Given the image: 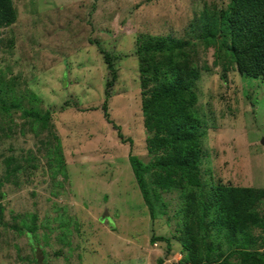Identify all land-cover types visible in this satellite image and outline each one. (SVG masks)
<instances>
[{"label":"rangeland","instance_id":"rangeland-1","mask_svg":"<svg viewBox=\"0 0 264 264\" xmlns=\"http://www.w3.org/2000/svg\"><path fill=\"white\" fill-rule=\"evenodd\" d=\"M12 1L16 19L0 27V80L11 92L7 103L15 98L23 108L0 107V264H182L185 223L196 228L202 256L220 261L240 249L215 228L189 224L184 194L205 200L215 183L264 189V79L241 74L225 59L214 63L213 48L203 50L196 38L201 12L228 0ZM141 34L196 44L190 57L201 70V183L159 190L154 218L128 160L132 152L151 164L162 154L147 150L136 57ZM98 45L118 69L107 106L119 129L101 108L108 71ZM23 109L50 110L51 133ZM50 142L63 154L59 172L47 156ZM155 172L163 178L150 169L148 181ZM255 210L261 216L264 198ZM249 235L246 248L263 251L264 226Z\"/></svg>","mask_w":264,"mask_h":264},{"label":"trees","instance_id":"trees-1","mask_svg":"<svg viewBox=\"0 0 264 264\" xmlns=\"http://www.w3.org/2000/svg\"><path fill=\"white\" fill-rule=\"evenodd\" d=\"M16 16L13 1L0 0V27L12 24ZM201 17L202 30L196 36L197 43L202 45L203 50L213 48L214 63L225 59L226 64L233 63L241 74L264 79V0H228L224 8H205ZM194 45L197 46L189 40L166 36L141 34L136 40L138 79L142 87L141 110L143 125L148 134L147 150L148 153L162 154L151 164H145L132 152L129 153L128 160L152 218L156 215L155 204L159 190L169 192L172 185L179 182L182 186H197L201 183L197 172L204 152L201 144L204 123L196 110L201 70L190 57V49ZM98 49L108 71L104 86L105 99L101 108L106 119L119 129V125L109 119L107 106L118 77V69L112 55L101 45H98ZM2 84L0 80L2 111L8 112L12 107L23 108L15 98L7 103L6 98L11 92L5 91V85ZM30 97L32 100H40L34 93ZM23 110L24 114L28 113L36 123L44 129L48 128L47 131L51 133L50 110L43 113ZM118 136L122 141L132 142L120 131ZM52 137L57 141L54 134ZM50 145L52 146L51 142ZM47 156L52 157L50 161H56L55 171L59 172V168L65 167L60 146L54 144ZM150 169L162 171L163 178L156 171V179L148 181L146 174ZM171 172L179 174V179H173ZM210 186L205 200H197L193 192H184L191 200L186 207L188 218L193 217L189 224L198 221L199 231L215 228L227 244H238L237 247L241 248L229 249L220 261L202 256L201 249L197 246L201 241L197 237L196 228L192 231L185 223L186 230L182 229V240L185 243L183 249L187 251L185 250L182 264H264V250L247 249L245 244L253 242V236L249 235L251 229L264 226V210L261 216L255 210L264 198V189L225 183ZM1 209L0 204V217ZM209 214L211 224L205 220ZM154 240L168 238L155 236L152 238ZM35 244L34 242L33 248L36 250ZM233 256L237 260H231Z\"/></svg>","mask_w":264,"mask_h":264},{"label":"water","instance_id":"water-1","mask_svg":"<svg viewBox=\"0 0 264 264\" xmlns=\"http://www.w3.org/2000/svg\"><path fill=\"white\" fill-rule=\"evenodd\" d=\"M262 143H263V142H262ZM103 217H105V215H104Z\"/></svg>","mask_w":264,"mask_h":264}]
</instances>
